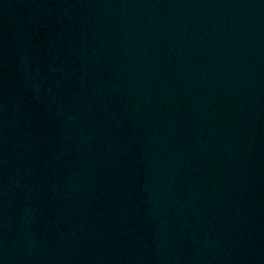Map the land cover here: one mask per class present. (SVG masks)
Here are the masks:
<instances>
[{"label":"water","instance_id":"95a60500","mask_svg":"<svg viewBox=\"0 0 264 264\" xmlns=\"http://www.w3.org/2000/svg\"><path fill=\"white\" fill-rule=\"evenodd\" d=\"M0 264H264V0H0Z\"/></svg>","mask_w":264,"mask_h":264}]
</instances>
